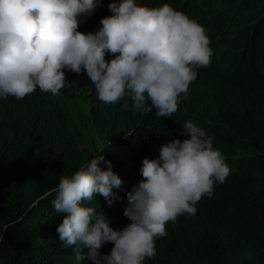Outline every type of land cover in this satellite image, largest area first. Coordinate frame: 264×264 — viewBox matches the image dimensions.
<instances>
[{"label": "trees", "instance_id": "obj_1", "mask_svg": "<svg viewBox=\"0 0 264 264\" xmlns=\"http://www.w3.org/2000/svg\"><path fill=\"white\" fill-rule=\"evenodd\" d=\"M101 0L79 31L95 33L111 13ZM149 8L169 4L202 25L213 50L208 67L198 69L187 99L171 118L155 109L141 114L131 102H101L86 72H65L59 95L37 90L23 99L0 98V264H92L77 261L59 240L65 214L53 207L63 176L95 156L110 161L123 181L109 206L99 194L93 207L122 230L126 193L143 179L145 158L156 159L163 145L187 136L193 121L212 136L230 175L203 197L196 215L183 214L156 240V255L145 264H264V0H136ZM110 54L106 59L111 60ZM129 103V110L122 106ZM81 145H86L83 151ZM99 167L107 170L101 162ZM114 245L105 244L102 254ZM87 252V249H85Z\"/></svg>", "mask_w": 264, "mask_h": 264}, {"label": "clouds", "instance_id": "obj_2", "mask_svg": "<svg viewBox=\"0 0 264 264\" xmlns=\"http://www.w3.org/2000/svg\"><path fill=\"white\" fill-rule=\"evenodd\" d=\"M101 0H0V98L23 99L37 88L52 95L70 86L65 72H86L97 98L106 104L131 102L133 112L171 118L198 69L208 67L213 50L205 28L169 4L149 8L136 0H112L111 13L95 33L80 32ZM111 55V60L106 59ZM129 110V103L122 106ZM181 141L145 158L143 179L126 193L123 215L131 221L122 230L93 207L83 206L97 194L109 206L122 179L110 161L93 156L53 189V207L65 214L56 231L72 247L77 261L92 264H145L156 255V240L167 235L166 225L183 214L196 215L199 201L212 198L230 167L213 146V137L186 121ZM86 145H81L83 151ZM104 162L107 170L99 165ZM114 245L102 254L103 245ZM87 249V252H85Z\"/></svg>", "mask_w": 264, "mask_h": 264}]
</instances>
